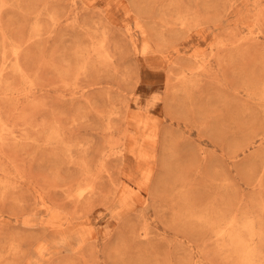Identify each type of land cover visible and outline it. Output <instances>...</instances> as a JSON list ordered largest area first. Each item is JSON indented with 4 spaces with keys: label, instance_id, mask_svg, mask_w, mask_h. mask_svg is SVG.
<instances>
[{
    "label": "rangeland",
    "instance_id": "374dc122",
    "mask_svg": "<svg viewBox=\"0 0 264 264\" xmlns=\"http://www.w3.org/2000/svg\"><path fill=\"white\" fill-rule=\"evenodd\" d=\"M0 119V264H264V0H0Z\"/></svg>",
    "mask_w": 264,
    "mask_h": 264
},
{
    "label": "bare ground",
    "instance_id": "6f19581e",
    "mask_svg": "<svg viewBox=\"0 0 264 264\" xmlns=\"http://www.w3.org/2000/svg\"><path fill=\"white\" fill-rule=\"evenodd\" d=\"M200 68H201V67H200ZM200 68H199V69H200ZM0 120H1V119H0ZM0 126H1V125H0ZM43 207H44V206H43ZM220 233L222 234V232H220Z\"/></svg>",
    "mask_w": 264,
    "mask_h": 264
}]
</instances>
